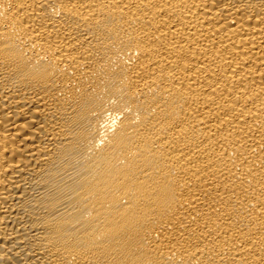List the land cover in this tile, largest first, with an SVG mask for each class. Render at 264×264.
Listing matches in <instances>:
<instances>
[{
	"label": "bare ground",
	"instance_id": "1",
	"mask_svg": "<svg viewBox=\"0 0 264 264\" xmlns=\"http://www.w3.org/2000/svg\"><path fill=\"white\" fill-rule=\"evenodd\" d=\"M0 264H264V0H0Z\"/></svg>",
	"mask_w": 264,
	"mask_h": 264
}]
</instances>
